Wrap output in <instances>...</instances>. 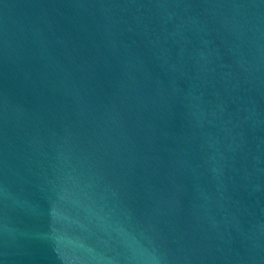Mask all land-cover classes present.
<instances>
[{
  "label": "water",
  "instance_id": "water-1",
  "mask_svg": "<svg viewBox=\"0 0 264 264\" xmlns=\"http://www.w3.org/2000/svg\"><path fill=\"white\" fill-rule=\"evenodd\" d=\"M0 264H264V0H0Z\"/></svg>",
  "mask_w": 264,
  "mask_h": 264
}]
</instances>
